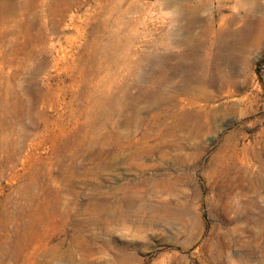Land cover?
Returning <instances> with one entry per match:
<instances>
[{"label": "rangeland", "instance_id": "374dc122", "mask_svg": "<svg viewBox=\"0 0 264 264\" xmlns=\"http://www.w3.org/2000/svg\"><path fill=\"white\" fill-rule=\"evenodd\" d=\"M208 1L0 0V264H264V8Z\"/></svg>", "mask_w": 264, "mask_h": 264}, {"label": "bare ground", "instance_id": "6f19581e", "mask_svg": "<svg viewBox=\"0 0 264 264\" xmlns=\"http://www.w3.org/2000/svg\"><path fill=\"white\" fill-rule=\"evenodd\" d=\"M185 1H187V0H185ZM210 1V0H209ZM208 1V2H209ZM233 3H234V5L235 6H237V8L238 7H241V9L242 8H244L245 10H246V15H251V12L252 11H260L261 9H263L264 8V4H263V1L262 0H231ZM176 2V1H175ZM109 3V2H108ZM130 3V2H129ZM176 3H178V2H176ZM128 4V3H127ZM183 4V3H182ZM181 4V5H182ZM205 4V3H204ZM118 5V4H117ZM122 5V4H121ZM204 6V5H203ZM125 7V6H124ZM134 7V6H133ZM221 7V6H220ZM184 8V7H183ZM183 8H181L180 9V11H179V13L180 14H183L182 12H183ZM203 8V7H202ZM120 9V8H119ZM128 9V8H127ZM240 9V8H239ZM12 10V9H11ZM128 11V10H127ZM185 11V10H184ZM189 11V10H188ZM133 12V11H132ZM241 12V11H240ZM119 13H121V12H119ZM127 13H129V12H127ZM115 14H118V13H115ZM124 14H126V12L124 13ZM192 14H194V13H192ZM255 14H257V13H255ZM122 15V14H121ZM245 15V14H244ZM126 16V15H125ZM179 16H181V15H179ZM224 16V15H223ZM256 16V15H255ZM106 17V16H105ZM121 17V16H120ZM188 17V16H187ZM186 17V18H187ZM190 17H191V14H190ZM263 17V16H262ZM118 18V17H117ZM124 18V17H123ZM221 18V17H220ZM230 18V17H229ZM115 20H116V18H114ZM225 19V18H224ZM112 20V19H111ZM114 20V21H115ZM172 20V19H171ZM187 20V19H186ZM188 20H190V18L188 19ZM187 20V21H188ZM236 20V19H235ZM238 20V19H237ZM186 21V22H187ZM212 21V20H211ZM228 21H229V19H228ZM106 22V21H105ZM126 22V21H125ZM174 22V21H173ZM177 22V21H176ZM215 22V21H214ZM238 22V21H237ZM117 23V22H116ZM213 23V22H212ZM227 23H229V22H227ZM226 23V24H227ZM113 25H114V23H113ZM211 25V24H210ZM223 25V24H222ZM103 28V27H102ZM115 28V27H114ZM259 29V28H258ZM170 30V29H169ZM173 30V29H172ZM219 30V29H218ZM252 30V29H251ZM212 31H216V30H212ZM235 31V30H234ZM218 32H220V31H218ZM227 32V31H226ZM239 32V31H238ZM173 33V32H172ZM99 34H101L100 32H99ZM125 34V33H124ZM213 34V33H212ZM215 34H219V33H215ZM95 35H97V34H95ZM115 35H117V34H115ZM221 35V34H220ZM238 35V34H237ZM236 35V36H237ZM172 36V35H171ZM219 36V35H218ZM117 37V36H116ZM119 37V36H118ZM121 37H123V36H121ZM128 37V36H127ZM185 37V36H184ZM197 37H198V35H197ZM196 37V38H197ZM210 37V36H209ZM256 37V36H255ZM124 38V37H123ZM189 38V37H188ZM192 38V37H191ZM190 38V39H191ZM194 38V37H193ZM219 38V37H218ZM131 39H133V38H131ZM174 39V38H173ZM195 39V38H194ZM209 39V38H208ZM95 40H96V38H95ZM113 40V39H112ZM116 40V39H115ZM127 40V39H126ZM134 40V39H133ZM158 40V39H157ZM202 40V39H201ZM231 40V39H230ZM100 41H102V40H100ZM123 41V40H122ZM170 41H172L171 39H170ZM214 41V40H213ZM228 41V40H227ZM128 42V41H127ZM154 42V41H153ZM168 42V41H167ZM208 42V41H207ZM231 42H232V40H231ZM100 43V42H99ZM115 43V42H114ZM119 43V42H118ZM123 43H125V42H123ZM159 43V42H158ZM178 43H181V42H178ZM192 43V42H191ZM131 44V43H130ZM133 44V43H132ZM163 44V43H162ZM201 44V43H200ZM229 44H231V43H229ZM240 44H242V43H240ZM105 45V44H104ZM115 45V44H114ZM119 46H120V43L118 44ZM122 45V44H121ZM150 45V44H149ZM159 45V44H158ZM217 45V44H216ZM108 46V45H107ZM116 46V45H115ZM233 46V45H232ZM121 47V46H120ZM126 47V46H125ZM217 47V46H216ZM240 47V46H239ZM107 48V47H106ZM110 48V47H109ZM114 48V47H113ZM204 48V47H203ZM226 48V47H225ZM111 49V48H110ZM169 49V48H168ZM105 50V49H104ZM121 51V50H120ZM127 51V50H126ZM132 51V50H131ZM106 52V51H105ZM150 52V51H149ZM163 52V51H162ZM104 53V52H103ZM126 53V52H125ZM128 53V52H127ZM129 53H130V51H129ZM147 53V52H146ZM167 53V52H166ZM188 53V52H187ZM241 53V52H240ZM120 54V53H119ZM141 54V53H140ZM153 55H155V54H157V55H159L160 54V52L157 50H155V51H153V53H152ZM113 55V54H112ZM111 55V56H112ZM128 55V54H127ZM203 55H204V53H203ZM120 56V55H119ZM141 56V55H140ZM147 56V55H146ZM163 56V55H162ZM116 57V56H115ZM131 57V56H130ZM165 57V56H164ZM210 57V56H209ZM129 58V57H128ZM138 58V57H137ZM155 58V57H154ZM199 58V57H198ZM117 59V58H116ZM119 59V58H118ZM121 59V58H120ZM120 59H119V61H120ZM127 59V58H126ZM161 59V58H160ZM123 60V59H122ZM121 60V61H122ZM157 61V60H156ZM167 61V60H166ZM110 62V61H109ZM144 62V61H143ZM147 62V61H146ZM153 62V61H152ZM133 63V62H132ZM131 63V64H132ZM138 63V62H137ZM126 64V63H125ZM141 64V63H140ZM149 64V63H148ZM147 64V65H148ZM206 64V63H205ZM110 65V64H109ZM133 65V64H132ZM139 65V64H138ZM129 66H131V65H129ZM149 66V65H148ZM151 66V65H150ZM193 68V67H192ZM133 69V68H132ZM147 69V68H146ZM131 70V69H130ZM137 71V70H136ZM190 71H193V70H190ZM171 72H173V71H171ZM170 72V73H171ZM192 73H194V72H192ZM109 74V73H108ZM142 74V73H141ZM151 74V73H150ZM175 74V73H174ZM224 74V73H223ZM107 75V74H106ZM113 75V74H112ZM169 75V74H168ZM115 76V75H114ZM120 76V75H119ZM118 76V77H119ZM150 76V75H149ZM148 76V77H149ZM214 76V75H213ZM109 77V76H108ZM107 77V78H108ZM113 77V76H112ZM166 77H167V75H166ZM212 77V76H211ZM228 77V76H227ZM116 78V77H115ZM150 78V77H149ZM148 78V79H149ZM106 79V78H105ZM159 79V78H158ZM109 80V79H108ZM111 80V79H110ZM135 80V79H134ZM145 80H146V78H145ZM191 80V79H190ZM215 80V79H214ZM212 81V80H211ZM103 82V81H102ZM102 82H101V84H102ZM173 82V81H172ZM193 82V81H192ZM207 82V81H206ZM100 83V82H99ZM105 83V82H104ZM109 83V82H108ZM116 83V82H115ZM125 83V82H124ZM131 83V82H130ZM134 83H136V82H134ZM143 83V82H142ZM204 83V82H203ZM213 83H214V81H213ZM129 84V83H128ZM201 84V83H200ZM124 85V84H123ZM205 85V84H204ZM92 86H93V84H92ZM108 86V85H107ZM132 86V85H131ZM200 86V85H199ZM99 87V86H98ZM106 87V86H105ZM142 87V86H141ZM158 87V86H157ZM207 87H208V85H207ZM97 88V87H96ZM115 88H116V86H115ZM162 88V87H161ZM161 88H159V89H157L155 92H154V94H151V93H149V92H147V91H143L142 93H139L138 94V96L137 97H135V95H133L132 96V98H130L129 100H130V102H137V101H139V100H143V99H146V100H148V101H152L153 102V104H155V105H161V104H163V102H161L162 100H163V98L166 96V97H168V98H173V97H175V94H173V93H167V90L165 91L164 89H161ZM230 88V87H229ZM228 88V89H229ZM95 89V88H94ZM107 89V88H106ZM127 89V88H126ZM205 89V88H204ZM99 90V89H98ZM117 90V89H116ZM169 90V89H168ZM104 91V90H103ZM111 91V90H110ZM124 91V90H123ZM101 92V91H100ZM107 92V91H106ZM114 92V91H113ZM131 92V91H130ZM205 92V91H204ZM228 92V91H227ZM98 93V92H97ZM122 93V92H121ZM106 94V93H105ZM109 94V93H108ZM111 94V93H110ZM128 94H130L129 92H128ZM101 95V94H100ZM107 95V94H106ZM97 96V95H96ZM102 96V95H101ZM110 96V95H109ZM108 96V97H109ZM115 96V95H114ZM126 96V95H125ZM98 97V96H97ZM88 98V97H87ZM103 98V97H102ZM118 98V97H117ZM91 99V98H90ZM111 99V98H110ZM121 99V98H120ZM98 100V99H97ZM105 100V99H104ZM117 99L115 98V101H116ZM123 101V100H122ZM107 102V101H106ZM110 102V101H109ZM172 102V101H171ZM99 103V102H98ZM97 103V104H98ZM113 103V102H112ZM173 103V102H172ZM90 104H92V103H90ZM107 104H108V102H107ZM116 104V103H115ZM120 104H122V103H120ZM124 104V103H123ZM119 105V104H118ZM118 105H117V107H118ZM126 105V104H125ZM129 105V104H128ZM170 105V104H169ZM91 106V105H90ZM94 106V105H93ZM107 106H109V104L107 105ZM131 106V105H130ZM135 106V105H134ZM145 106V105H144ZM94 107H96V106H94ZM170 107V106H169ZM92 108V107H91ZM99 108V107H98ZM105 108V107H104ZM125 108V107H124ZM132 108V107H131ZM138 108H140V107H138ZM138 108H136V111H137V109ZM151 108V107H150ZM150 108H149V110H150ZM158 108V107H157ZM162 108V107H161ZM95 109V108H94ZM123 109V108H122ZM121 109V110H122ZM152 109V108H151ZM90 110V109H89ZM100 110V109H99ZM106 110V109H105ZM111 110V109H110ZM124 110H126V108L124 109ZM85 111V110H84ZM97 111V110H96ZM114 110H112V111H110V113H108V115H111V114H113L112 112H113ZM132 111V110H131ZM109 112V111H108ZM115 112V111H114ZM123 112V111H122ZM106 113V112H105ZM116 113H118V112H116ZM179 113H181V112H179ZM196 113V112H195ZM97 114V113H96ZM135 114V113H134ZM137 114V113H136ZM104 115V114H103ZM126 115V114H125ZM160 115V114H159ZM192 115V114H191ZM94 116V115H93ZM92 116V117H93ZM183 116V115H182ZM203 116L204 117H206V115L205 114H203ZM118 117V116H117ZM120 117V116H119ZM123 117V116H122ZM121 117V118H122ZM158 117H160V116H158ZM89 118V117H88ZM97 118V117H96ZM106 118V117H105ZM109 118V117H108ZM194 118H195V116H194ZM116 119V118H115ZM126 119H128V118H126ZM176 119V118H175ZM179 119H181V118H179ZM186 119V118H185ZM185 119H183V121H185ZM193 119V118H192ZM89 120V119H88ZM98 120V119H97ZM108 120V119H107ZM110 120V119H109ZM189 120V119H188ZM187 120V121H188ZM117 121V120H116ZM119 121V120H118ZM185 122V123H181L180 121L179 122H176L175 123V125L174 126H172V127H170L171 129H170V132H171V134H173L174 136H176V133H177V131H178V129L180 128V129H188L187 130V132L189 131V133L191 134V135H193V137L195 136V137H198V135H200V134H204L203 132H202V130L203 129H205V124L203 125V123L201 122V120H199V121H197V120H193L192 122H190V124H189V122ZM92 122H93V120H92ZM107 122V121H106ZM191 123L193 124V126H191ZM179 127V128H178ZM178 128V129H177ZM177 129V130H176ZM179 129V130H180ZM205 131V130H204ZM179 132V131H178ZM180 132H181V130H180ZM88 133V132H87ZM149 133V132H148ZM165 133V132H164ZM170 134V133H169ZM115 135V134H114ZM167 135H168V133H167ZM183 135V134H182ZM205 135V134H204ZM117 136H119V135H117ZM174 136L173 137H171V138H174ZM190 136V135H189ZM96 137V136H95ZM183 137H184V135H183ZM194 137V138H195ZM170 138V137H169ZM192 138V137H191ZM191 138H189L190 140H191ZM193 139V138H192ZM173 140V139H172ZM171 140V141H172ZM184 140H185V137H184ZM188 140V139H187ZM195 140V139H194ZM193 140V141H194ZM177 141V140H176ZM103 142V141H102ZM178 142H179V140H178ZM192 142V141H191ZM183 143V142H182ZM185 143H187V142H185ZM196 143V142H195ZM124 144V143H123ZM103 145V144H102ZM181 145V144H180ZM184 145V144H183ZM182 145V146H183ZM175 146V145H174ZM122 147V146H121ZM192 147V146H191ZM195 147V146H194ZM177 148V147H176ZM176 150V149H175ZM102 151V150H101ZM168 151V150H167ZM106 152V151H105ZM130 154H131V152H130ZM167 154V153H166ZM127 155V154H126ZM132 155V154H131ZM101 156V155H100ZM117 156H118V154H117ZM110 158V157H109ZM123 158V157H122ZM174 158V157H173ZM114 159V158H113ZM124 159V158H123ZM132 159V158H131ZM134 159V158H133ZM176 160V159H175ZM182 160H184L183 158H182ZM137 161V160H136ZM135 161V162H136ZM143 161V160H142ZM190 161V160H189ZM192 161V160H191ZM115 162H116V160H115ZM119 162V161H118ZM132 163V162H131ZM190 163H192V162H190ZM135 164H137V163H135ZM139 164V163H138ZM186 165V164H185ZM262 165V164H261ZM134 166H136V165H134ZM133 166V167H134ZM263 166V165H262ZM191 167V166H190ZM264 167V166H263ZM138 168H140V167H138ZM148 168V167H147ZM249 170V169H248ZM261 174V173H260ZM150 176V175H149ZM182 176V175H181ZM157 177V176H156ZM177 179V178H176ZM236 181V180H235ZM141 183H143V182H141ZM145 184H146V182H144ZM129 184V183H128ZM140 185V184H139ZM165 185V184H164ZM224 185H222V187H223ZM144 187V186H143ZM142 187V188H143ZM159 189V188H158ZM244 190V189H243ZM142 191V190H141ZM112 192V191H111ZM177 192V191H176ZM102 193V192H101ZM104 193V192H103ZM105 194V193H104ZM109 195H110V193H108ZM112 194V193H111ZM102 197V196H101ZM111 197V196H110ZM129 198V197H128ZM166 198V197H165ZM103 200V199H102ZM102 204V203H101ZM117 205V204H116ZM128 205V204H127ZM168 205V204H167ZM130 207V206H129ZM132 207H133V205H132ZM97 209V208H96ZM99 209V208H98ZM101 210V209H100ZM100 212V211H99ZM145 212V211H144ZM96 213V212H95ZM132 213V212H131ZM101 214V213H100ZM129 214V213H128ZM121 215V214H120ZM124 215V214H123ZM126 215V214H125ZM100 216V215H99ZM111 216V215H110ZM115 216V215H114ZM130 216V215H129ZM118 217V216H117ZM128 217V216H127ZM133 217V216H132ZM141 217V216H140ZM121 219V218H120ZM131 219V218H130ZM118 221H121V220H118ZM115 222V221H114ZM107 223V222H106ZM123 223V222H122ZM126 223V222H125ZM140 224V223H139ZM114 225V224H113ZM121 225V224H120ZM138 226V225H137ZM118 228V227H117ZM116 229V228H115ZM126 230V229H125Z\"/></svg>", "mask_w": 264, "mask_h": 264}]
</instances>
